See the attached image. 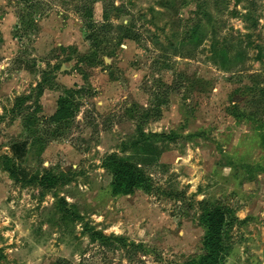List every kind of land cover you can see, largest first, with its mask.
<instances>
[{
    "label": "rangeland",
    "instance_id": "obj_1",
    "mask_svg": "<svg viewBox=\"0 0 264 264\" xmlns=\"http://www.w3.org/2000/svg\"><path fill=\"white\" fill-rule=\"evenodd\" d=\"M88 1L0 0V264H194L216 208L219 264H264V0H99L101 43Z\"/></svg>",
    "mask_w": 264,
    "mask_h": 264
},
{
    "label": "trees",
    "instance_id": "obj_2",
    "mask_svg": "<svg viewBox=\"0 0 264 264\" xmlns=\"http://www.w3.org/2000/svg\"><path fill=\"white\" fill-rule=\"evenodd\" d=\"M31 8H37L39 0H25ZM99 0H89L87 3L83 4L81 7L82 17L84 20V25L88 31L87 39L89 41L101 43L107 33L109 32L112 25L109 21L110 7L103 5V21L96 22L94 19V4ZM131 33V28H127ZM133 32V30H132ZM134 33V32H133ZM135 34V33H134ZM136 36H131L137 39ZM159 44L158 40L154 41V45ZM72 106L71 100L68 98H61L58 102V109L55 115L51 118L52 121H63L70 114V107ZM9 156L5 157L6 161H10ZM106 165L112 169L113 174V187L115 191L122 193H129L134 188L144 187L147 192L150 191L149 178L143 173L139 168L134 166L132 163L121 160L116 156H109L105 161ZM9 172L11 179L13 180H22L18 174V166L16 161H13L11 169H6ZM25 184L38 183L42 187H48L52 185L53 179L48 176H38L32 175L28 180H23ZM226 222V216L221 209H213L206 215L205 218V239H204V248L206 254L201 257V259L194 264H219L222 252H223V229Z\"/></svg>",
    "mask_w": 264,
    "mask_h": 264
},
{
    "label": "crops",
    "instance_id": "obj_3",
    "mask_svg": "<svg viewBox=\"0 0 264 264\" xmlns=\"http://www.w3.org/2000/svg\"><path fill=\"white\" fill-rule=\"evenodd\" d=\"M15 161H16V163L21 162L19 159H16ZM19 164H20V163H19ZM19 164H17V166H18V174H19L20 171H21V170L19 171V168L22 167V165H21V164L19 165ZM22 168L25 169L24 167H22ZM20 177H21V176H20Z\"/></svg>",
    "mask_w": 264,
    "mask_h": 264
}]
</instances>
